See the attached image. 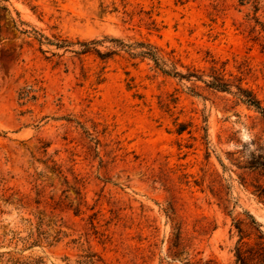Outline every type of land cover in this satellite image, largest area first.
<instances>
[{
    "label": "rangeland",
    "instance_id": "1",
    "mask_svg": "<svg viewBox=\"0 0 264 264\" xmlns=\"http://www.w3.org/2000/svg\"><path fill=\"white\" fill-rule=\"evenodd\" d=\"M261 190L264 0H0V264H264Z\"/></svg>",
    "mask_w": 264,
    "mask_h": 264
},
{
    "label": "trees",
    "instance_id": "2",
    "mask_svg": "<svg viewBox=\"0 0 264 264\" xmlns=\"http://www.w3.org/2000/svg\"><path fill=\"white\" fill-rule=\"evenodd\" d=\"M215 85L218 88L224 87V84H215ZM241 91L249 93L248 91H244V90H241ZM248 101H251L252 104H254L255 106H258V102L256 100H253L252 98H250ZM259 196L264 197V190L260 191ZM241 238L243 237H240V239ZM235 253H236V261L238 262V264H248L246 262V257L241 252V245H238L236 247ZM82 256H83V260L81 262L82 264H105L104 259H102L101 256L97 255L96 253L88 252Z\"/></svg>",
    "mask_w": 264,
    "mask_h": 264
}]
</instances>
